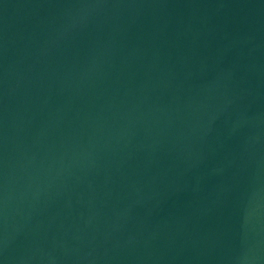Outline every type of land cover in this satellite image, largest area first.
<instances>
[{
  "label": "water",
  "instance_id": "obj_1",
  "mask_svg": "<svg viewBox=\"0 0 264 264\" xmlns=\"http://www.w3.org/2000/svg\"><path fill=\"white\" fill-rule=\"evenodd\" d=\"M0 264H264V0H0Z\"/></svg>",
  "mask_w": 264,
  "mask_h": 264
}]
</instances>
